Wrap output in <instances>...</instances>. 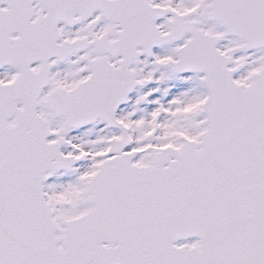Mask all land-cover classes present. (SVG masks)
<instances>
[{"label": "snow or ice", "instance_id": "6c2138e0", "mask_svg": "<svg viewBox=\"0 0 264 264\" xmlns=\"http://www.w3.org/2000/svg\"><path fill=\"white\" fill-rule=\"evenodd\" d=\"M0 264H264V0H0Z\"/></svg>", "mask_w": 264, "mask_h": 264}]
</instances>
